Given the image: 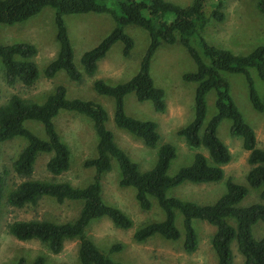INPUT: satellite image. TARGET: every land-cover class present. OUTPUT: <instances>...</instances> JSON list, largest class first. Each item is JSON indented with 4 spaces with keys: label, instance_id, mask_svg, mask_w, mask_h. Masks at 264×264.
<instances>
[{
    "label": "trees",
    "instance_id": "obj_1",
    "mask_svg": "<svg viewBox=\"0 0 264 264\" xmlns=\"http://www.w3.org/2000/svg\"><path fill=\"white\" fill-rule=\"evenodd\" d=\"M225 0H193L181 7L165 0H0V28L26 22L45 8L54 10L55 37L59 48L55 58L44 68L43 77L54 78L63 71L68 80L81 82L83 75L92 77L110 48L123 44L122 55L129 57L133 39L124 32L128 25L147 29L149 43L140 60L139 69L126 82L115 85L103 80L93 82V90L113 100L114 125L141 140L145 147L156 149V159L147 171H141L137 163L116 143L113 133L106 127L109 118L105 108L94 100L67 98V88L59 84L42 103L19 95H12L0 105V144L15 138L25 141V146L12 163L13 172L22 179L5 195L6 170L0 173V216L4 206L24 208L36 206L44 197L58 203L80 202L81 209L73 221L59 223L46 219L16 220L8 224L7 232L21 242L36 240L52 254H59L67 241L77 240L79 264H125L110 256L120 252L121 244H113L108 250L98 247L87 235L90 222L107 218L115 228L129 230L132 220L120 209L110 206L102 198V176L116 162L120 179L119 186L135 190L139 208L149 211L152 200L163 212L161 221L140 226L133 233L136 243H144L154 237L177 241L181 234L175 224L176 213L182 215L184 231L183 251L194 253L198 237L192 226L194 220L203 221L215 228L210 239L218 264H232L231 245L235 242L243 264H264V237H254L253 228L264 224V149L256 147V135L248 125L230 94L226 74L243 75L252 108L264 113V95L255 87L251 70H254L264 85V46H258L247 54H233L228 50L209 45L201 33L210 19L223 22ZM257 11L264 15V0H256ZM107 14L114 21V28L95 47L85 51L80 63L82 71L74 64V51L70 43L64 17L78 14ZM196 38L199 49L190 41ZM179 42L195 64L192 72L185 73V82L195 83L193 118L177 135L191 150L204 149L208 156L197 152L190 165L180 168L173 176L168 175L171 161L176 157L172 144L159 145L158 124L128 116L124 110V98L134 94L138 102H151L157 113L166 111L163 90L156 87L150 75L151 60L160 45ZM37 48L29 43L0 44V61L4 81L8 86L21 83L32 86L39 78L34 62ZM214 96L213 112L205 124L208 94ZM83 115L92 122L96 135V155L84 161L85 168L94 170L92 181L84 187H75L68 182L32 179L34 165L39 155L47 154L45 169L52 177L67 172L71 165V151L56 129L55 118L61 112ZM223 120H229V134L241 140L242 148L249 152L247 162L251 166L246 175V185L228 179L225 193L213 204H198L168 196L170 189L190 184L220 182L224 177L223 167L231 161L228 147L217 137V128ZM37 122L43 127L41 137L26 126ZM248 189L259 190L261 202L240 206ZM16 264H47L43 255L31 262L20 257Z\"/></svg>",
    "mask_w": 264,
    "mask_h": 264
},
{
    "label": "rangeland",
    "instance_id": "obj_2",
    "mask_svg": "<svg viewBox=\"0 0 264 264\" xmlns=\"http://www.w3.org/2000/svg\"><path fill=\"white\" fill-rule=\"evenodd\" d=\"M181 7L189 6L193 0H165ZM225 19L217 22L210 19L201 35L209 45L228 50L233 54H247L258 46H264V15L256 9V0H225ZM68 36L74 51V64L82 71L80 58L82 54L95 47L114 28L113 19L107 14H78L64 17ZM124 32L134 41V47L129 57L122 55L123 44L116 42L106 56L99 61L96 73L89 77L83 75L81 82L68 80L61 71L52 79L43 77L44 68L55 58L58 52V42L55 37L54 10L43 9L39 14L24 23L3 26L0 28V44L29 43L37 48L34 62L39 71V78L32 86L16 83L8 86L3 77L0 61V105H3L10 96L16 94L42 103L54 88L62 84L67 88V98H81L94 100L101 104L108 113L106 127L113 133L116 143L129 155L132 161L138 164L141 171L149 170L156 159V149L145 147L143 142L124 130L117 128L113 123V100L101 96L93 90L95 80L115 85L131 79L138 71L140 60L149 43L147 29L128 25ZM190 44L198 48L196 38ZM195 64L187 50L179 43L173 45L162 44L155 52L151 64L150 75L156 87L163 90L166 111L157 113L151 102H138L134 94L124 98V110L128 116L139 120L154 121L158 124L160 134L159 145L172 144L176 147V157L171 161L168 175L173 176L180 168L191 164L197 152H207L204 149L191 150L184 140L177 135L180 128L186 126L193 118V98L195 83L185 82L183 75L194 71ZM255 87L260 96L264 95V85L254 70L250 71ZM230 84V94L241 113L244 121L252 127L256 135V147L264 149V113L255 111L248 99L246 81L243 75L226 74ZM214 96L207 95V116L205 124L213 112ZM56 129L62 140L71 151V165L67 172L57 177L49 175L45 164L49 155L38 156L34 165L32 179L55 180L68 182L75 187L88 185L94 176V170L85 168L83 163L96 155V135L92 122L83 115L72 112H61L54 120ZM26 126L35 133L44 136L43 127L37 122H27ZM229 120H223L217 128V137L231 153V161L223 167L224 177L220 182L210 184L185 183L167 192L168 196L198 204H213L226 191V181L246 185V175L251 166L247 162L249 152L242 148L241 140L229 134ZM25 146V141L15 138L0 144V173L8 172L5 195L18 184L20 179L12 170V163ZM119 169L113 163L112 169L101 178L103 201L120 209L133 222L129 230L115 228L107 218H100L90 222L87 235L100 248L108 250L113 244L123 246L120 252L110 257L125 264H218L211 247L210 239L215 228L203 221L194 220L192 226L198 237V248L192 254L183 251L184 231L182 215L177 212L175 224L181 237L177 241H166L154 237L144 243H136L132 236L137 228L147 223L161 221L163 212L152 200V208L143 211L135 199V190L131 187L119 186ZM261 202L259 190L248 189L247 196L240 206H248ZM264 203V202H262ZM81 209L80 202L65 201L58 203L53 198L44 197L36 206L13 208L4 206L0 216V264H16L20 257L31 262L36 256L43 255L47 264H79L78 241H67L59 254L50 253L39 241L21 242L9 235L8 224L16 220L46 219L59 223L73 221ZM254 237H264V224L258 223L253 228ZM232 264H243V257L238 253L235 242L232 243Z\"/></svg>",
    "mask_w": 264,
    "mask_h": 264
}]
</instances>
